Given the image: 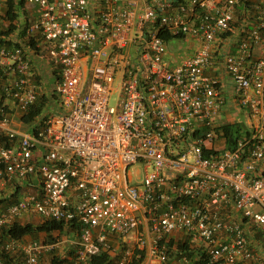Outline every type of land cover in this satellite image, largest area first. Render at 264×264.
I'll return each instance as SVG.
<instances>
[{"label": "built area", "instance_id": "obj_1", "mask_svg": "<svg viewBox=\"0 0 264 264\" xmlns=\"http://www.w3.org/2000/svg\"><path fill=\"white\" fill-rule=\"evenodd\" d=\"M24 2L37 11L24 37L58 70L60 103L31 130L13 127L9 107L26 113L38 86L24 46H0V184L22 188L0 229L30 215L78 225L69 264L109 237L124 244L115 264L137 250L143 264H190L168 250L176 234L206 264H264L251 239L264 242V0ZM177 42L189 53L170 52ZM224 79L248 113H223ZM241 117L230 144L222 127ZM56 245L4 238L0 264H39Z\"/></svg>", "mask_w": 264, "mask_h": 264}, {"label": "trees", "instance_id": "obj_2", "mask_svg": "<svg viewBox=\"0 0 264 264\" xmlns=\"http://www.w3.org/2000/svg\"><path fill=\"white\" fill-rule=\"evenodd\" d=\"M24 0H7L6 1V10H5V18L8 22L6 27L2 30H0V46H8L11 47L13 45H20L19 42L11 41L8 39V36L12 33H17L18 38H23L25 36V29L26 26L23 27V29H19V26L15 24V20L19 17L18 15V9L23 5ZM161 36L165 40H170L171 37L167 33H162ZM179 39V38H178ZM24 49L31 48L34 49L35 53L37 54L40 52L41 48L40 46H36L35 41L32 37L26 40L24 44ZM30 63L34 65L33 61L30 59ZM40 74V75H39ZM38 75L34 76L36 81L41 77L42 73H39ZM47 81H46V88L44 87L43 90L40 89V80L38 83V95L36 101L33 103V105L29 108V110L22 114L20 117V120L23 123H32L35 124L38 119L41 123L42 119L45 117V115L48 112H58L59 110V96L54 92L53 84L55 81L59 79V73L58 70L53 67L52 73H48L47 75ZM35 125H33L34 127ZM241 125L239 123H232V124H226L222 127L224 134L228 138V142L234 143L236 139H238L241 136ZM21 187L16 186L14 188V191H12L7 197H1L0 196V209L2 210L3 207L6 205L15 202L19 197V192H21ZM0 210V211H1ZM70 226V229L74 230V236L78 235L79 227L78 225H68ZM65 222L64 221H56V220H50V219H44L39 223H32V222H19L14 221L12 224L8 226H4L0 229V244L3 241L4 238H12V239H23L25 236H35L39 233H44L45 235V242L47 243H54V239L52 237L53 232L61 233L64 230ZM176 245L178 248V251L176 253L180 256L179 252L184 253L188 257L189 260H192L194 258V264H206V260L202 259V256L199 254V259L196 257L197 250L190 247V245L187 243L186 239L184 242L181 240L175 242L174 240H170L168 246V250L171 251V248ZM106 250L101 251L97 255L91 256L89 259L88 264H115L117 260V256H111L110 250L111 244L106 243ZM55 248L51 249L50 251H54ZM177 250V249H176ZM135 254H139L138 257L134 255L132 258V261L130 264H143L144 259L146 258V254L144 250H137ZM19 255V254H17ZM15 256V255H14ZM14 256H4V262L5 264H17L19 260L18 257L22 258L21 255L18 257ZM42 256V255H41ZM41 258V257H40ZM67 260L65 258L58 257L57 254H54L49 264H65Z\"/></svg>", "mask_w": 264, "mask_h": 264}, {"label": "rangeland", "instance_id": "obj_3", "mask_svg": "<svg viewBox=\"0 0 264 264\" xmlns=\"http://www.w3.org/2000/svg\"><path fill=\"white\" fill-rule=\"evenodd\" d=\"M5 10L6 7L3 8L2 14H0V30L4 29L7 25V21L5 18ZM15 24H17L19 26V29H23V27L26 25V23H20V17H18L15 22ZM8 39H10L11 41H17L19 42L21 45L24 46L26 40L24 39V37L22 38H18L17 37V33H12L10 34V36H8ZM169 47L170 52H172L173 54H177L178 55H183V54H187L189 53L188 50L190 47V43H182V42H177V43H168L167 45ZM41 50L40 52H38L37 54L35 53L34 49H29L27 51L28 56L30 57V59L33 61L34 65H33V71L35 73V76L38 75L39 73L41 74L40 77V89L43 90L44 87L46 86V81H47V75L48 73H52V69L53 66L51 65L49 59H48V55L46 53V50L44 47H40ZM40 75V74H39ZM36 81V83H39ZM46 88V87H45ZM233 102H235V100H233ZM109 103L111 105H114L116 103V98H115V94H113L110 99H109ZM231 114V113H229ZM244 118L245 117H241L240 119L234 118L233 121L236 123H242L244 124ZM39 120V119H38ZM13 121H15L16 123L19 124V126L17 125H13L15 128H18L22 131L26 130V129H31L32 125L34 123V121L32 123H23L20 121V118H14ZM133 168L137 169H141L140 165L136 164V165H132L128 168V170H133ZM143 175V171L139 170L138 173L134 174L132 181L131 182H138L140 180V177ZM27 190H31L30 188H28ZM16 221L19 222H32L34 224L39 223L42 221V219H40L38 216L36 215H30L29 217H22L19 219H16ZM72 231L68 228H64V230L61 233L58 232H53L52 233V237L54 239V241L57 243V246L55 247L54 251H48L43 253V255L40 258V264H49V261L51 259V257L54 254H57L58 257L61 258H65L67 261L65 262V264L68 262V260L70 259V256L73 255L74 252V247L72 245H70V241L71 240H75L76 239V235L74 236V234L71 233ZM179 236L176 237H180V234H178ZM31 236H28V239H30ZM31 239H37L40 241H45L47 239H45V235L44 233H39L35 236H32ZM255 239V246L257 248V250L259 251V246L262 248L261 249V254H264V242L262 240L261 237H259L258 235L254 236ZM257 242H262V244H258ZM121 246H117V243L113 244L112 247H110L111 250V256L117 255L120 250H121ZM174 249H177L176 251H178V248L176 245L173 246ZM175 251V252H176ZM175 252L173 251V249L171 250V255L176 259V262L178 263V254H175ZM19 255H15L14 257H18ZM118 257V256H117ZM116 257V258H117ZM19 260L17 264H23V258L18 257ZM151 264V263H149ZM190 264H194V258L190 261Z\"/></svg>", "mask_w": 264, "mask_h": 264}, {"label": "crops", "instance_id": "obj_4", "mask_svg": "<svg viewBox=\"0 0 264 264\" xmlns=\"http://www.w3.org/2000/svg\"><path fill=\"white\" fill-rule=\"evenodd\" d=\"M17 12H18V15L20 17V23L33 21L36 18V16H37L36 7L33 4L23 3L22 7ZM223 89L225 90V95L227 96L226 97L227 98V104H226V107H225L226 110L223 113H248V111L246 109H238L237 106L235 105L236 103L233 102L232 87L230 85V81H228L227 79L223 80ZM9 110H10V116H11V125L12 126L13 125L19 126V124L16 123L15 121H13V119L14 118H19L20 113L16 110V108H14L12 106L9 107ZM29 130L30 129H26L24 131H29ZM0 188H2V190L0 189L1 190L0 191V196L1 197H7L12 191H14V188L12 187V185L6 184V183H4L2 185L0 184ZM5 207H3V209ZM176 236H179V235L176 234L174 237L171 238L175 242L179 241L180 238H183L181 236L180 237H176ZM27 239H28V235L25 236L22 240H27ZM30 239H31V237H30ZM251 239L253 240V245H254L255 244L254 235H251ZM169 241H168V244H169ZM257 243L258 244H262V242L261 243L257 242ZM257 247H259V253L261 254V249L262 248L260 247V245L257 246ZM261 255L264 258V254L262 253ZM150 262H151V264H158V263H156L154 261H150Z\"/></svg>", "mask_w": 264, "mask_h": 264}, {"label": "clouds", "instance_id": "obj_5", "mask_svg": "<svg viewBox=\"0 0 264 264\" xmlns=\"http://www.w3.org/2000/svg\"><path fill=\"white\" fill-rule=\"evenodd\" d=\"M24 3H25V2H24ZM21 7H22V6H21ZM21 7H20V8H21ZM20 8H19V9H20ZM19 9H18V10H19ZM25 23H26V25H27L29 22H25ZM26 25H25V26H26ZM25 26H24V27H25ZM24 39L27 40V39H29V38L24 37ZM40 47H42V46H40ZM25 50H26V52H27V51L29 50V48H27V49H25ZM188 51H189V50H188ZM29 58H30V57H29ZM34 76H35V73H34ZM34 80H35V78H34ZM35 83H36V81H35ZM36 84H37V83H36ZM37 86H38V84H37ZM21 115H22V114L19 115V118L21 117ZM20 121H21V120H20ZM21 122H22V121H21ZM30 130H31V129H30ZM68 225H70V224H65V227L68 228V229H70V226H68ZM70 230L73 232V233H72V232H71V233L74 234V230H72V229H70ZM180 236H181V234H180ZM77 237H78V235H77ZM77 237H76V239H77ZM181 237H183V238H180V240H181L182 242H184V240L187 239L184 235L181 236ZM76 239H75V240H76ZM178 239H179V238H178ZM75 240H74V241H73V240L70 241V243H71L70 245H72V246L74 247V252H73V255L70 256V259L68 260V262H67L66 264H69V263L71 262V260L75 257V246H76L75 243H74ZM171 240H173V239H171ZM107 243H110V244H111V247H112L113 244H115V243H117V246H121L122 248L124 247L123 242H122L121 240H117L116 237H113V238L109 237ZM56 246H57V245H56ZM56 246H55V247H56ZM55 247H54V248H55ZM105 248H106V246H105ZM52 249H53V248H52ZM106 249H107V248H106ZM171 249H172V248H171ZM50 250H51V249H50ZM50 250H49V251H50ZM108 251H109L110 254H111V250H108ZM173 251L175 252L176 249H173ZM46 252H48V251H46ZM44 253H45V252H44ZM175 253H176V252H175ZM176 254H177V253H176ZM42 255H43V254H42ZM117 255H119V253H118ZM178 256H179V255H178ZM196 257H197V255H196ZM117 258H118V257H117ZM190 261H191V260H190ZM39 264H40V262H39Z\"/></svg>", "mask_w": 264, "mask_h": 264}]
</instances>
